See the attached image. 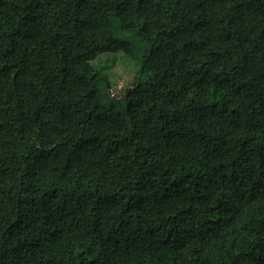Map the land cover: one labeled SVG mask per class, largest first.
<instances>
[{"label":"trees","instance_id":"1","mask_svg":"<svg viewBox=\"0 0 264 264\" xmlns=\"http://www.w3.org/2000/svg\"><path fill=\"white\" fill-rule=\"evenodd\" d=\"M0 264H264V0H0Z\"/></svg>","mask_w":264,"mask_h":264},{"label":"rangeland","instance_id":"2","mask_svg":"<svg viewBox=\"0 0 264 264\" xmlns=\"http://www.w3.org/2000/svg\"><path fill=\"white\" fill-rule=\"evenodd\" d=\"M138 72L139 67L125 54H119L117 60L109 62L108 68L102 71L103 75L112 81L110 87L116 93H124Z\"/></svg>","mask_w":264,"mask_h":264}]
</instances>
